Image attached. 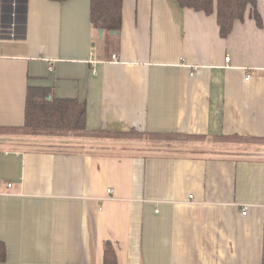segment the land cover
I'll return each instance as SVG.
<instances>
[{
	"label": "crops",
	"instance_id": "1",
	"mask_svg": "<svg viewBox=\"0 0 264 264\" xmlns=\"http://www.w3.org/2000/svg\"><path fill=\"white\" fill-rule=\"evenodd\" d=\"M253 1L223 37L215 12L177 0H123L103 35L92 0H0V264H105L107 241L118 264H264ZM29 87L86 101L90 130L208 142L20 134Z\"/></svg>",
	"mask_w": 264,
	"mask_h": 264
},
{
	"label": "trees",
	"instance_id": "2",
	"mask_svg": "<svg viewBox=\"0 0 264 264\" xmlns=\"http://www.w3.org/2000/svg\"><path fill=\"white\" fill-rule=\"evenodd\" d=\"M64 1V0H56ZM182 7L207 14L216 13L220 26V33L227 37L237 20H243L249 4L253 0H177ZM91 20L94 28L120 30L122 25L123 0H92ZM254 17L261 25V17L254 11ZM26 119L18 133L32 135H82L91 132L101 138H130L131 132L97 131L87 126V103L73 98L53 97L50 88L29 87L26 100ZM66 134V135H65ZM193 139H207L206 136L190 137ZM210 139V138H209ZM225 141H234L239 138L223 137ZM7 258V246L0 241V261ZM105 264H118L113 244H105Z\"/></svg>",
	"mask_w": 264,
	"mask_h": 264
},
{
	"label": "rangeland",
	"instance_id": "3",
	"mask_svg": "<svg viewBox=\"0 0 264 264\" xmlns=\"http://www.w3.org/2000/svg\"><path fill=\"white\" fill-rule=\"evenodd\" d=\"M103 31H104V29H103ZM110 31L113 32L114 30H110ZM103 33H102V35H103ZM99 35H100V37L102 36L101 34H99ZM112 36H114V37H112ZM112 38H115V35L114 34L109 35L107 32H105V41H104L105 42L104 43V46L105 47L107 46L106 43L108 42V39H112ZM115 56L116 55H114L113 58H116L117 59V56L116 57ZM248 78H250V76H248ZM129 132H131L132 134L127 135V136L134 137V138H137V137L142 138L143 137V139H147V140H152V139L153 140H159V139H161V140H167V139L178 140V139H181V140H184V141L198 140V141H206V142H208L207 139H202V140H200V139H193V138H189V137H185V136H179L177 134L157 135V134L144 133V132H141L139 130H132V131H129ZM76 136H80V137H83V138H93V137H95L94 134H91V132H87L85 134L76 135Z\"/></svg>",
	"mask_w": 264,
	"mask_h": 264
},
{
	"label": "built area",
	"instance_id": "4",
	"mask_svg": "<svg viewBox=\"0 0 264 264\" xmlns=\"http://www.w3.org/2000/svg\"><path fill=\"white\" fill-rule=\"evenodd\" d=\"M115 57H116V56H115ZM114 59H116V58H114ZM230 60H231L230 57H226V61H230ZM193 74H194V73H193ZM8 185L11 186V183H9ZM108 192L111 193V192H112V189H108ZM189 197L192 198L193 195H190ZM243 205H244V207H243V212H242V213H243V214H247L249 204H243Z\"/></svg>",
	"mask_w": 264,
	"mask_h": 264
},
{
	"label": "water",
	"instance_id": "5",
	"mask_svg": "<svg viewBox=\"0 0 264 264\" xmlns=\"http://www.w3.org/2000/svg\"><path fill=\"white\" fill-rule=\"evenodd\" d=\"M100 33H102L103 29H99ZM114 33H117L118 31L117 30H114L113 31Z\"/></svg>",
	"mask_w": 264,
	"mask_h": 264
}]
</instances>
